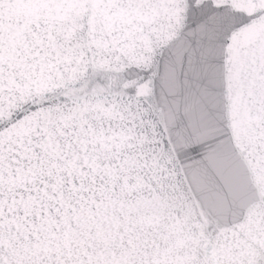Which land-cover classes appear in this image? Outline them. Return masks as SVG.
Masks as SVG:
<instances>
[{"label": "snow or ice", "instance_id": "1", "mask_svg": "<svg viewBox=\"0 0 264 264\" xmlns=\"http://www.w3.org/2000/svg\"><path fill=\"white\" fill-rule=\"evenodd\" d=\"M0 264H264V0H0Z\"/></svg>", "mask_w": 264, "mask_h": 264}]
</instances>
